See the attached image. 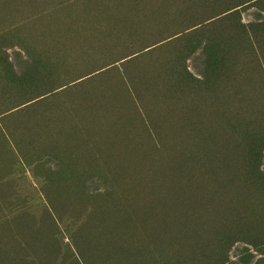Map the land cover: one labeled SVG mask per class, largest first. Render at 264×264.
Wrapping results in <instances>:
<instances>
[{
	"label": "rangeland",
	"instance_id": "374dc122",
	"mask_svg": "<svg viewBox=\"0 0 264 264\" xmlns=\"http://www.w3.org/2000/svg\"><path fill=\"white\" fill-rule=\"evenodd\" d=\"M0 264H264V0H0Z\"/></svg>",
	"mask_w": 264,
	"mask_h": 264
},
{
	"label": "bare ground",
	"instance_id": "6f19581e",
	"mask_svg": "<svg viewBox=\"0 0 264 264\" xmlns=\"http://www.w3.org/2000/svg\"><path fill=\"white\" fill-rule=\"evenodd\" d=\"M138 145H139V144H138ZM182 145H183V144H182ZM170 151H171V150H170ZM168 154H170V153H168ZM153 156H154V155H153ZM167 157H169V156H167ZM116 161H117V160H116ZM150 161H151V160H150ZM158 162H159V161H158ZM142 168H143V167H142ZM186 169H187V168H186ZM160 172H161V171H160ZM144 173H145V172H144ZM182 173H183V172H182ZM187 173H188V172H187ZM187 173H186V174H187ZM189 173H190V172H189ZM193 173H194V172H193ZM138 174H139V173H138ZM193 175H194V174H193ZM148 176H149V175H148ZM134 177H135V176H134ZM193 177H194V176H193ZM150 181H151V180H150ZM123 183H124V182H123ZM158 183H159V182H158ZM158 183H157V184H158ZM160 183H161V182H160ZM151 184H152V183H151ZM175 185H176V184H175ZM151 186H152V185H151ZM151 186H150V187H151ZM197 186H198V185H197ZM145 187H146V186H145ZM148 187H149V186H148ZM150 187H149V188H150ZM198 188H199V187H198ZM198 188H197V189H198ZM153 189H154V188H153ZM195 190H196V189H195ZM204 190L206 191V189H204ZM197 191H198V190H197ZM205 191H203V193H204ZM128 192H129V191H128ZM208 192H210V191L208 190ZM159 194H160V193H159ZM198 194H199V193H198ZM198 194H197V195H198ZM208 194H209V193H208ZM134 195H135V194H134ZM144 195H145V194H144ZM205 195H207V194H205ZM212 195H213V194H212ZM212 195H211V196H212ZM215 196H217V195H215ZM117 197H118V196H117ZM150 197H151V196H150ZM155 197H156V196H155ZM217 197H219V196H217ZM123 198H124V197H123ZM206 198H207V197H206ZM209 199H210V198H209ZM112 200H113V199H112ZM153 200H154V199H153ZM170 200H171V198H170ZM116 201H117V200H116ZM198 201H199V200H198ZM206 201H207V200H206ZM125 202H126V200H125ZM195 203H196V202H195ZM112 204H113V203H112ZM140 204H141V203H140ZM177 204H178V203H177ZM204 205H205V204H204ZM219 205H220V204H219ZM127 206H129V205H127ZM155 206H157V205H155ZM120 207H121V206H120ZM204 207H205V206H203V209H204ZM128 209H129V207H128ZM130 209H131V208H130ZM197 210H198V209H197ZM201 210H202V209H201ZM201 210H200V211H201ZM203 211H205V210H203ZM186 213H187V212H186ZM207 213H208V212H207ZM210 213H211V212H210ZM212 213H213V212H212ZM209 215H210V214H209ZM148 216H149V215H148ZM180 216H181V215H180ZM219 216H220V215H219ZM135 217H136V216H135ZM149 217H150V216H149ZM205 217H206V216H205ZM209 217H211V216H209ZM137 219H138V218H137ZM203 219H204V218H203ZM137 222H138V221H137ZM207 222H208V221H207ZM210 223H211V222H210ZM207 225H209V222L207 223ZM160 227H161V226H160ZM192 227H193V226H192ZM195 227H196V225H195ZM200 227L203 228V225L200 226ZM176 228H177V227H176ZM204 228H205V227H204ZM204 228H203V229H204ZM193 229H194V228H193ZM128 232H129V231H128ZM144 233H145V232H144ZM174 233H175V232H174ZM160 234H161V233H160ZM204 234H205V233H204ZM145 236H146V234H145ZM147 237H148V236H147ZM203 237H204V236H203ZM199 239H200V237H199ZM148 240H149V239H148ZM146 244H147V243H146ZM150 244H151V243H150ZM152 244H153V243H152Z\"/></svg>",
	"mask_w": 264,
	"mask_h": 264
}]
</instances>
